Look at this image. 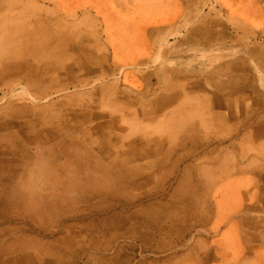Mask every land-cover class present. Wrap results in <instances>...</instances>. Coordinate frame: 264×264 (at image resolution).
<instances>
[{
    "label": "rangeland",
    "instance_id": "rangeland-1",
    "mask_svg": "<svg viewBox=\"0 0 264 264\" xmlns=\"http://www.w3.org/2000/svg\"><path fill=\"white\" fill-rule=\"evenodd\" d=\"M54 1L56 9L53 19L60 24L56 29L45 31L57 34L58 40L65 44L64 53L43 59L45 63H50V68L40 69V73L33 72L37 62L28 53L31 47L19 55L6 53V59L17 58L26 64L21 77L12 81L5 80L8 69L0 68V202L9 206L10 210L12 208L5 219L0 218V233H6L0 246V264H47L44 262L46 257L36 249L9 248L19 237L15 236L16 233L29 232L57 257L59 262L54 264H251L243 260L246 255L243 252V233L248 230L251 218L258 217L254 214L259 213L258 203L264 196L259 175L260 170L264 174V138L260 141L255 136L256 124L253 122V118L264 115V64L253 60L249 65L243 64L242 51L237 46L244 43L243 34L250 31L251 36L252 32L258 36L259 31L264 32V12H261L256 0ZM67 12H73L69 20L72 24L69 25L62 18ZM78 22L83 24L74 26ZM8 25L0 21V40L4 47L18 40L17 34L10 36L13 41L3 37L11 34ZM243 25L247 28L243 29ZM257 40L259 38L249 36L246 43L253 44ZM139 60L148 61V65L136 66ZM105 61L107 64H102ZM226 62L237 68L235 73L243 74L246 71L250 74L252 98L257 100L259 108L251 110L255 116L250 119V136L243 142V155L237 149L229 154L222 153L220 157L224 161L234 158L233 161L240 166L243 156L244 165L249 167L238 171L225 168L221 173L213 169L203 174L209 165L204 154L211 146L205 145V141L197 142L196 146H186L187 162L196 156L199 168L192 171L194 181L192 179L188 184L197 186L198 178L205 188V184L208 185L217 174H220V178L212 187L209 186L204 207L198 206L201 202L197 198L192 201L202 213L192 232L181 243L174 242L175 232L167 237L165 233L160 234L156 226L146 222V212L153 208L152 205L158 202L175 205L182 183L179 180L183 176L180 168H174V172L167 169L160 172L157 166L153 167L149 179L145 180H138L141 178L138 174H128L127 178L135 184L132 189L126 188L127 184H123L121 189L117 181L111 182V185L105 184L101 192L95 190L99 193L94 195L95 198L91 196L92 205H74L70 203L74 200L64 196L65 199L60 198L62 201L55 197L51 205L50 196L41 189L36 195L16 189L13 169L17 166L14 164L17 155L28 153L38 141L40 147L34 152L47 154L46 159L51 161L58 151L52 149V143L56 145L57 142L66 141L65 130L72 131L78 125L89 126V121L74 119L71 114H83L86 110L102 112V102L109 100L115 91H119L125 100L122 111L128 105L136 109V98L146 92L141 79L137 77L138 72L153 74L158 69L165 71L169 92H177L178 89H171L174 83L184 92L189 78L174 82L170 76L191 71L205 74L206 67L211 63L224 65ZM59 63L65 68L93 64L96 70H101L102 79L96 81L95 72L89 74L87 78L92 83L76 90L71 87L75 79L59 68ZM106 66L116 69L113 76L102 71L110 69ZM29 79L35 84L27 86L24 81ZM152 81L154 88L162 89L159 76L152 78ZM221 92L220 88L206 87L200 96L199 107L209 109L211 116L212 111L217 112V109L224 114L221 111L227 92L219 98H223L222 101L214 100ZM126 101H129L128 105L124 103ZM91 118L93 127L99 118L96 115ZM123 119H119L115 126L116 137L119 138H134L137 134L144 135L150 131L168 133L169 126L164 123L142 126L136 120L126 118L125 114ZM59 125L62 130L54 134L52 130L59 128ZM221 129L224 137L228 138L229 129L226 126ZM234 137L235 142L239 143L238 138ZM25 141L31 146L23 149L21 146L25 145ZM224 141L222 146L228 143L227 139ZM257 164L261 167H257ZM24 174L29 180L28 189L32 185H41V177L30 172ZM59 174L60 179L64 177V185L72 183L67 175ZM52 178L59 179L56 173ZM107 179H111L110 175H107ZM113 179L119 180L120 177L115 175ZM27 194H32V200H35L29 202L32 205L29 206L30 214L35 211L33 207L38 206L39 215L25 216L27 214L22 213L24 208H20V202ZM132 197L142 200L138 205L126 209L107 205L125 199L130 201ZM52 206L54 211L46 213ZM159 212L157 207L153 209V214ZM187 222H190L189 218ZM36 226L42 227L43 231L40 233L32 228ZM159 251L163 255L158 254ZM207 255H214L216 260H205ZM164 256L166 260H171L164 261Z\"/></svg>",
    "mask_w": 264,
    "mask_h": 264
},
{
    "label": "bare ground",
    "instance_id": "bare-ground-1",
    "mask_svg": "<svg viewBox=\"0 0 264 264\" xmlns=\"http://www.w3.org/2000/svg\"><path fill=\"white\" fill-rule=\"evenodd\" d=\"M56 4L54 0H0V21L1 23L9 24V28L11 29V34H5L3 37L6 39H9L12 41L14 40L13 37L15 34L18 36V40H15V43H7L5 44H11L8 47H4V44L1 43L0 40V54L4 55L2 57L0 55V68L5 67L8 69V75H6L5 80H14L16 77L20 78L21 73L24 72L26 68V64H24L23 61L18 60L17 58H13L11 60L5 58V54L9 53L12 55H19L22 53H26L29 48L31 47V50L28 52L30 55H32L37 62V66L35 67V70H33L34 73H40L44 69L50 68V63H45L42 61L43 59L52 56H57L59 53H64L66 50L65 44L61 42V40H58L57 34H52V31H45V30H53L56 29V27L60 24L58 20H54L53 17L55 16V8ZM73 12H67L62 17L63 20L69 25L72 24L69 22L72 18ZM83 24V22H78L74 24V26H80ZM236 28V27H235ZM191 34V32L189 33ZM203 34V33H202ZM145 43V40H144ZM105 62H102V64H107ZM60 67L57 64V67L63 69L70 74V77L74 78V84L71 85L76 90H79L81 88L88 87V85L92 82H89V79L87 78V75L92 74L95 72V79L96 81L102 79L101 70H96V67L93 66H86V65H78V66H72V67H62V65L59 63ZM148 65V61L146 60H139L136 63V66H146ZM232 65L225 64V65H216V64H210L208 67H206L207 72L205 74H200L198 72H182L181 75L178 76H171L170 78L175 82V80L180 81L182 78L185 77L189 78L187 79V85L184 89V92L182 89H179L180 86L176 83L171 85V89H178L177 92L170 93V86H168L167 82L165 81L166 78V72L158 69L156 73L145 74V79L149 80L150 78H154L155 76H159L160 83L162 84V89L159 88H152L149 87L150 94L154 97V101L156 104L153 106V110L155 111V115L160 113L161 110H163V117H169L171 121H175L176 125L172 126V132L175 135L179 134H185L188 135V140L186 137V143L185 145L188 146H196L199 141H205V145L211 146L208 148L207 152L204 154L206 157L207 168H205V172L203 174H206V171H212L215 169L216 171H219L218 173H221L225 168H232L233 171L240 170L245 168L244 165V157L242 156V159L240 160V166L236 165V163L233 161L234 158L231 159L228 158L226 161L222 160L220 155L222 153L229 154L231 150H237L239 149L240 152L243 155L244 153V146L243 142L248 137V127L251 126L248 121L254 117V113H252V109H258L259 105L257 100L252 98V91L247 92L245 89V85L250 86L249 88L252 89L250 82L248 84L247 80L243 79L244 77L240 76L239 74L236 75L235 78H231L230 82L227 84V80L225 81V76H227L228 73H231L233 71ZM103 67V66H102ZM110 67V66H106ZM118 68V67H117ZM107 71V74H111V76L114 75V72L116 69H113L110 67L108 70H102ZM221 75V76H218ZM223 76V77H222ZM82 77H84L82 79ZM193 78V79H192ZM192 82H191V81ZM22 82V81H19ZM26 82L27 86L34 85V81L29 79ZM159 84V83H158ZM167 84V86H166ZM113 85V84H112ZM70 86H67L69 88ZM167 87V88H166ZM206 87H216L218 90L219 88L222 90L221 94H219L215 101H222V99H219L222 97V95L226 93V97L223 99L222 104V110L225 111L224 115L219 113L217 111L212 113V116L209 115L208 110L201 109L199 106L201 105L200 96L203 94V90ZM187 89V91H186ZM194 89V90H190ZM196 89V90H195ZM198 89V90H197ZM231 90V92L229 91ZM64 91V90H62ZM66 91V90H65ZM170 93V94H169ZM182 93V94H180ZM181 98V100H180ZM159 99L160 101H158ZM180 100V104L184 103L187 107L192 108V118L191 121H194L192 124H179L182 122L181 119H178V115L181 113L168 111V108L171 104L177 103ZM121 101V100H120ZM126 105H128V102H124ZM158 103V104H157ZM137 106L142 104V100H139V103L136 101ZM247 104L250 105V109L248 110ZM122 106H125L122 104ZM130 107V105H128ZM194 108V109H193ZM255 111V110H253ZM74 119L77 120H89L92 115H96L97 118H99V121L96 122V126H93V129L89 132L83 131V128H78L75 131H64V136L68 137V139H71L74 136H81L82 134H86L89 138L91 137H97L102 135V112H91L86 110L83 114L73 113L71 114ZM257 115V114H256ZM258 115H261L260 113ZM263 116H257L253 118L254 124H256V130L255 133L257 137L264 135V121ZM208 120H199V118H207ZM190 121V122H191ZM251 122V121H250ZM228 123V124H227ZM226 126V128L229 129V139L224 137V134L222 133L221 129L222 127ZM59 129L60 125H59ZM54 134H57L56 130L53 131ZM236 136L239 140V143L235 142L234 139ZM224 137V138H223ZM233 137V138H232ZM176 140L179 139L175 137ZM232 138V139H231ZM227 139L226 146H222L224 144V140ZM129 144L123 143L122 146H120L122 152H128L133 153L136 156L137 161H140L139 163V169H138V177L142 179H149V173L147 172V169L154 166V164L158 165L159 169H165L168 168L169 162H166L162 159V155H158L156 149H158L159 146L162 144L164 145L165 138H149V137H142V138H134ZM174 140V139H173ZM120 140H116L118 143ZM224 141V142H223ZM122 143V142H121ZM120 143V144H121ZM172 141L170 140V144ZM202 144H204L202 142ZM74 152V150H73ZM161 156V157H160ZM223 156V155H222ZM160 158V159H159ZM187 156H176V161L172 165V169L174 168H180L183 172L182 178H180L179 183L182 181L181 185L179 186V194H176V201L175 205H169L165 203L159 204L156 203L152 205V209L150 211L146 212L147 220L146 222L149 225H154L159 230V233H165L167 237L169 235H172L171 233H174V242L181 243L184 238L192 232L194 226L198 223L200 214L199 210L196 209L195 205L192 201H194L196 198L201 202L198 204L201 208L204 207V203L206 199H208V189L209 186L212 187L216 180H219L220 174H217L216 177H214L212 180L208 182V185L206 187H202L201 179L196 180L197 186L188 184V182H192L193 179V172L199 169L197 166V157L195 156L190 161L187 162ZM224 161V162H220ZM244 166V167H242ZM260 166L257 164V167ZM239 168V169H236ZM191 171V173H190ZM231 173V172H228ZM196 176V175H195ZM194 181V179H193ZM129 182V181H128ZM130 184V182H129ZM132 187L135 186V184H130ZM139 185V184H138ZM137 185V186H138ZM42 186V185H41ZM40 186V188H41ZM128 188V189H132ZM32 191H29V193H33L36 195L38 193V189L34 187L31 189ZM42 190V189H41ZM43 193H47L44 190H42ZM27 197L23 196L22 201L20 202V208H24V214H27L25 216H32L33 214L39 215L38 206L33 207L35 209L33 214L31 213V210L29 209V206H32L29 204V202L34 201L32 200L33 196L32 194H27ZM175 195H173L174 197ZM136 200V201H135ZM142 199H137L135 197L130 198V201L128 199L121 200L119 202L115 203H108L107 205H112V208H120V209H126L133 206H136L141 202ZM157 207L160 209L159 213L153 214V209ZM54 211V206L50 207L46 211V213H51ZM12 212V208L10 210L9 206H6L5 203L0 202V218L5 219L8 213ZM24 216V217H25ZM133 215L130 216V218L133 219ZM190 219V222H187V219ZM131 219V220H132ZM3 221V220H2ZM32 227L33 229L37 230L41 233L43 231L42 227L36 226ZM15 236H19L18 239L14 240L10 245L9 248L19 250V249H25V248H32L36 249L37 251L41 252L45 257L46 261H44L47 264H54L55 262H59L57 260L56 256L54 257L53 252L49 250V248L41 243H39L35 238L32 237V233H24V234H18L16 233ZM6 233H0V246L3 243V240H5ZM105 248V247H104ZM158 254L163 253L161 251L158 252ZM165 255V254H164ZM161 256V255H160ZM44 257V258H45ZM163 258V257H161ZM164 261L171 260L165 258Z\"/></svg>",
    "mask_w": 264,
    "mask_h": 264
},
{
    "label": "crops",
    "instance_id": "crops-1",
    "mask_svg": "<svg viewBox=\"0 0 264 264\" xmlns=\"http://www.w3.org/2000/svg\"><path fill=\"white\" fill-rule=\"evenodd\" d=\"M256 3L258 4L261 12H264V0H256ZM242 28L245 29L247 28V26L243 25ZM249 33L243 34L244 43L242 44V46L241 45L237 46L239 50L242 51L241 54L243 58L242 62L243 64L247 63L249 65L250 62L253 60V61H258L260 64H264V32L259 31L258 36L256 32H252L253 33L252 36L250 31ZM249 36L252 38L257 37L259 38V40L255 41L253 44L251 43L248 44L246 43V41L248 40ZM233 46L236 47L235 45ZM229 62H226L225 64L228 63L232 65L231 68L233 67V71L231 73H228L227 76L225 75H223L224 77L222 76L227 80V84L230 82V79L232 77L235 78L237 74L244 77L243 79L244 80L246 79L249 84L250 74L246 71H244L243 74L235 73V71H237V68H235V66ZM146 74H150V73H146ZM137 77L141 79V82L144 85V89H146V92H143V94L139 95L138 98H136V101L138 103L139 100H142V104L137 106L135 101L136 109L135 108L131 109V107L126 106L124 107V111H122L121 107H123L122 104L124 99L119 91H115L113 93V96L109 100L102 102V135L101 136L89 138L86 134H82L81 136H74L72 140L66 137L67 139L66 141L57 142L56 145L55 143H52L53 145L52 149L55 148L56 150L58 149V151H56V155L55 154L54 156L51 155L52 156L51 158H53L51 161H48L46 159L48 158L46 156L47 154L43 153L44 155L43 154L39 155L37 152H34V149L35 150L37 148L39 149L40 142L36 141L33 144V147H30L31 146L30 143L25 141V145H22L21 147L23 149L30 147V150L27 149L29 152L23 153L22 156L17 155L16 158L14 159L15 160L14 164L17 165L13 169L14 174H16V180L13 181L16 184V189L18 190L23 189L22 191L27 190V192L32 191L31 189H33L34 187H36V189H42L45 192H47L46 195H48V197L50 196L49 202L51 203V205L54 204L53 199L55 197H57L59 201H62L65 198H71L72 200H74V202H70V203L74 205H92L91 196L94 197V195L99 194L95 190L98 189L99 192H101L102 187L105 184L111 185V182L116 183L115 181H117L118 185H121L120 186L121 189L123 184H127L126 188L132 187L130 184H133L134 181L129 180L127 178L128 174L137 175L140 166L139 163L141 162L137 161L136 156L133 153L120 151L121 150L120 146H122L123 143L126 144L131 143L132 141H134L132 140L134 138H142V137L143 138L149 137L154 139L158 137L165 138L164 145L162 144L161 146L158 147V149L154 151H156L158 155L161 154L162 159L166 162H169V166L168 168L165 169H159V168L158 169L160 172L161 171L164 172L166 171V169L168 171L170 170V172H174V169H172V165L173 163L176 162L174 161V159H176V156L184 155L186 157L185 151L187 150V147L185 143H186V137L188 140V135L179 134L177 136L175 135L176 133L173 134L172 126L176 125V123L175 121H171L168 115L167 117H163L162 116L164 113L163 110H161L160 113L155 115L153 106L156 104V102L154 101L155 99L150 94V90L148 89L149 87L154 88V82L152 81V78L146 80L145 74H143L142 72H138ZM168 81L166 82L168 83ZM245 87L246 90L248 89L247 92L251 91V89L249 88L250 86L245 85ZM229 91L231 92V90ZM157 100L160 101L159 99ZM180 100L177 103L171 104L168 108V111L170 109V111L172 112L181 113L178 115L179 116L178 119L182 120V122L179 124H188V123L192 124L194 122L191 121L192 118L191 114L193 113V111H191V108L188 109L184 107L183 103L181 105ZM126 102L129 103V101ZM247 107H248L247 109L249 110L250 105L247 104ZM130 109L132 113L130 112ZM206 110H208L209 113V109ZM217 111L219 112L220 110L217 109ZM221 112L225 113V111H221ZM212 113H214V111H212ZM124 114L126 118L128 117L131 120H136V123L142 126H147V125L155 126V124L157 123H164L165 126L167 127L169 126V128L167 129L168 133L160 134L150 131L144 135L143 133L137 134L134 138L116 137L115 126L117 125V121L119 119L124 120L123 119ZM208 119L209 117L205 119L199 118V120H204V121ZM91 120L92 118H89V120H85V121L83 120L84 122L89 121L90 122L88 124L89 126L86 127L83 125L84 126L83 128V126L78 125L76 129L72 130V132L77 130L78 128H83V131L85 132L91 131L93 129V127H91ZM260 121H264V119ZM248 123H250V120L248 121ZM96 125L97 124L94 123V126ZM55 130L57 133L60 131L59 128ZM53 131L54 129L52 130V132ZM65 131L69 132L70 130L68 129ZM249 136L250 135L248 134V137L245 139V141L248 140ZM175 137L179 139L176 140ZM257 138L260 141H262L264 135ZM116 140H120V141H118L117 143ZM170 140L172 141L171 144H170ZM32 148L33 151H31ZM21 158L22 161L19 162ZM172 159L173 162H171ZM156 166L158 167V165L154 164V166L147 169V172L150 174L152 172L151 168ZM20 168L22 169V171ZM24 172L25 173L30 172L34 176L36 174L37 176L41 177L42 178V181L40 183L42 185V186L40 185L41 188L39 185L33 186L32 183H30L32 186H30V188L28 189L27 183L29 180L27 174H24ZM262 172L263 171L260 170L259 175H260L261 189L264 190V174ZM55 173L56 175H58L59 178L57 180L52 178V176ZM59 173H62V175H67L70 179H72L71 181L72 183L68 184V186L64 185L63 184L65 182L64 177L60 179ZM78 174H82V176H79ZM107 175H110L111 179H107ZM115 175H117V178L120 177V179L119 180L113 179ZM124 175H126V178L124 177ZM112 179L114 181H112ZM128 181L130 182V184ZM66 189L67 191H65ZM100 196H102V193H100ZM262 197L263 198H261L260 202L258 203L259 213L254 214V216H258V217L251 218L252 220L249 221L248 230L243 233L244 234L243 252L247 255L244 256L243 260L244 261L248 260V262L251 264H264V196ZM205 260L212 262L215 261L216 258L214 255H207Z\"/></svg>",
    "mask_w": 264,
    "mask_h": 264
}]
</instances>
